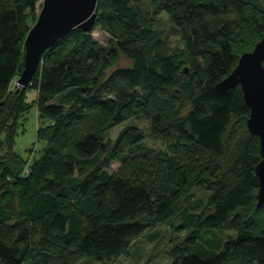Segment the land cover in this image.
Returning <instances> with one entry per match:
<instances>
[{
    "label": "trees",
    "instance_id": "obj_1",
    "mask_svg": "<svg viewBox=\"0 0 264 264\" xmlns=\"http://www.w3.org/2000/svg\"><path fill=\"white\" fill-rule=\"evenodd\" d=\"M40 1L0 0V264H112L177 216L188 233L169 264H264L260 140L248 130L241 87L216 89L264 36V0H99L95 27L112 44L77 28L44 53L28 87L13 88ZM162 12L182 49L157 27ZM121 55L132 65L118 66ZM34 105L46 146L31 161L13 144ZM134 116L148 128L105 140ZM127 132L139 147L146 138L165 142L160 152L141 147L165 165L163 188L143 167L111 171L127 159ZM197 187L207 197L196 198ZM232 224L236 235L221 238Z\"/></svg>",
    "mask_w": 264,
    "mask_h": 264
},
{
    "label": "rangeland",
    "instance_id": "obj_2",
    "mask_svg": "<svg viewBox=\"0 0 264 264\" xmlns=\"http://www.w3.org/2000/svg\"><path fill=\"white\" fill-rule=\"evenodd\" d=\"M41 0L38 3L35 14L30 13L29 21L31 25H35L37 22L40 12L42 10ZM157 27L163 32L164 37H167L168 44L173 49H182L183 43L181 38L175 29V27L170 22L166 13L162 12L156 16ZM94 38L103 45H111L112 38L107 34L101 27H95L93 32ZM132 61L127 57L121 55L119 58L118 66H131ZM21 87L18 85V81L13 83V88ZM37 98L36 92H29L27 94V101L33 103ZM238 119H234L231 127L236 125ZM42 117L39 115V111L36 105L32 106L30 110L24 115V117L19 121L17 133L14 139V149L19 153L25 160L38 159L46 146L44 141H39L37 136L38 126L41 125ZM150 125V121L144 116H134L129 118L127 121L116 125L115 127L109 129L104 138L106 141H110L111 144L117 142L118 137L124 130L132 131L133 128H139L146 130ZM131 132L125 133L123 139L124 149L123 152L126 154V161H115L111 166L112 172H120L122 170L130 171L131 168H140V170L145 172L146 175H150L151 178L156 174L160 177L159 184L160 187H164V184L168 180V171L165 169V165L161 161L157 160L155 156L149 155L143 157L142 146L147 148L155 149L157 152L166 148V144L163 140H151L149 138L144 139L140 144H131V138L126 139L127 135ZM196 198L207 197V192L205 189L197 187L194 189ZM236 223L238 219H236ZM180 222L179 216L175 217L170 222L161 223L153 229H149L144 236L133 241L129 252L120 258H115L112 260V264H169L171 261V252L174 249L179 250L186 241L187 231H180L178 229V224ZM236 229L234 225H230L229 229L220 233L221 238L227 239L229 236L236 235ZM153 235L152 239L149 236ZM21 245V244H19ZM24 246V245H21ZM29 264V262H26ZM81 264H99L98 262L86 259Z\"/></svg>",
    "mask_w": 264,
    "mask_h": 264
},
{
    "label": "water",
    "instance_id": "obj_3",
    "mask_svg": "<svg viewBox=\"0 0 264 264\" xmlns=\"http://www.w3.org/2000/svg\"><path fill=\"white\" fill-rule=\"evenodd\" d=\"M99 0H43L42 10L25 40L24 70L18 85L26 88L32 82L46 51L80 28L90 33L96 26ZM241 87L250 108L247 127L260 140L262 160L255 172L259 179L257 207L264 206V36L254 49L239 58L237 66L216 85L220 92Z\"/></svg>",
    "mask_w": 264,
    "mask_h": 264
}]
</instances>
